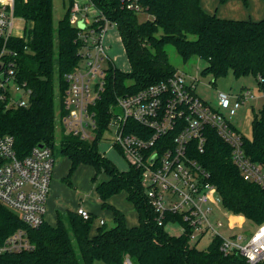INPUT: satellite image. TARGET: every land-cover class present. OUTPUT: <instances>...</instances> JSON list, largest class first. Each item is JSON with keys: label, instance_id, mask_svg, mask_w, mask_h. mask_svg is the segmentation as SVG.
I'll use <instances>...</instances> for the list:
<instances>
[{"label": "trees", "instance_id": "obj_1", "mask_svg": "<svg viewBox=\"0 0 264 264\" xmlns=\"http://www.w3.org/2000/svg\"><path fill=\"white\" fill-rule=\"evenodd\" d=\"M88 2L96 11L90 26L99 29L105 21L115 25L130 67L122 70L108 61L100 97L91 106L97 122L94 138L59 132V143H54L55 100L58 107L68 85L65 74L79 63L83 45L79 36L83 29L70 21L74 0H69L56 25L53 0H14V15L25 24L24 37H11L6 46L16 51L17 80L25 81L32 92L28 106L6 109L0 103V134L12 135L19 156L41 143L68 157L67 178L80 163L92 167L94 182L104 173L106 178L95 182L94 188L102 207L112 211L114 224L106 226L104 221L91 232L92 212L84 219L76 210L67 209L56 212L54 224L44 220L32 227L0 202V243L22 228L33 244L29 249L0 254V264H93L96 260L124 264L126 259L137 264H247L239 254H224L218 238L198 248L185 234L168 233L157 223L139 169L133 165L118 169L98 145L118 96L164 81L177 70L169 61L168 44L184 61L194 55L205 60L203 75L215 79L229 71L235 77L252 74L264 92V16L256 20L220 17L207 12L201 0H136L138 9L128 7V0ZM140 12L149 16L140 20ZM2 46L0 37V51ZM251 124V136L243 135L242 146L264 168V100ZM205 134L204 150L196 158L209 172L222 206L254 225L264 223V186L242 177L230 160L229 145L214 128L207 125ZM118 193L134 206L137 224L127 225L123 212L109 203Z\"/></svg>", "mask_w": 264, "mask_h": 264}, {"label": "built area", "instance_id": "obj_2", "mask_svg": "<svg viewBox=\"0 0 264 264\" xmlns=\"http://www.w3.org/2000/svg\"><path fill=\"white\" fill-rule=\"evenodd\" d=\"M128 1V7L139 8L136 0ZM13 6L14 0H0V103L6 109L28 106L32 92L25 81L17 80L16 51L6 46L9 38L24 37V21L14 15ZM89 7L87 0L81 4L74 1L71 8L70 21L84 24L79 32L83 45L79 63L65 74L68 85L54 116L55 131L85 139L95 136L97 122L91 106L100 97L104 70L111 60L103 43L108 21L99 29L90 26L96 11L89 15ZM16 19L20 20L17 29ZM195 85L194 77L176 70L164 81L118 96L109 109L104 132L111 131V147L128 165L139 169L141 185L159 225L173 222L178 227L177 235L185 234L196 246L206 236L210 242L218 238L224 254L236 253L247 264H256L264 261V223L255 225L247 237H227L220 231L222 222L214 217L211 201L213 193L218 192L208 179L209 172L196 158L197 152L204 150L206 126L214 128L229 145L230 160L244 179L264 186L263 165L246 155L243 135L222 111L197 95ZM252 97L248 89L233 97L220 93L218 106L233 115L244 100ZM54 162L50 146L37 144L28 154L19 156L12 135L0 134V202L29 226L45 220ZM76 211L84 219L90 215L83 206ZM27 237L24 229L15 230L0 243V254L31 248Z\"/></svg>", "mask_w": 264, "mask_h": 264}, {"label": "rangeland", "instance_id": "obj_3", "mask_svg": "<svg viewBox=\"0 0 264 264\" xmlns=\"http://www.w3.org/2000/svg\"><path fill=\"white\" fill-rule=\"evenodd\" d=\"M81 4L87 0H74ZM69 0H53V23L57 24L58 20L64 15ZM201 4L206 6V9L211 13L225 18L235 19H258L264 16V0H201ZM95 10L89 7L87 10L89 15ZM149 15L140 12L138 18L143 20ZM16 27L20 24V20H15ZM80 26L79 24H77ZM81 27V26H80ZM105 51L113 61V63L122 70H129V63L126 58L122 42L115 25H108L107 31L103 37ZM169 61L177 68V70L185 72L187 75L195 79V92L204 100L210 107L219 109L228 118L230 123L236 127L240 133L246 137L251 136L252 118L256 114L264 100V92L258 88L257 81L252 74L235 77L231 71L226 75L213 78L212 75H203L202 68L206 65L205 60L197 56H191L184 61L177 53L173 45H166ZM214 81V82H212ZM248 89L253 94L252 98L244 100L243 104L237 111L230 115L227 109L218 106V99L220 93H225L230 97L235 96ZM56 99V86H55ZM55 112L57 111V101L55 100ZM117 110V108L115 109ZM111 131L104 132L100 142L99 151L107 156L120 170L127 169L128 163L126 159L113 147H111L110 139ZM55 144L59 143V131H56ZM55 162L52 169L51 181L49 184L48 197L46 202L45 220L52 224L56 221V212L65 211L67 209L76 210L77 206L81 204L88 211L95 216L91 226V232L96 230L98 218L102 217L106 221V226H112L114 219L112 211L109 208H104L99 201L95 191V182L106 178L104 173L97 175L96 181L91 180L94 170L91 166L80 163L71 175L67 178L70 161L68 157L57 152L54 153ZM109 203L121 210L125 217L127 225L137 224V215L132 203L126 200L123 193L114 194L109 198ZM214 217L223 226L220 231L224 236L232 234H243L248 236L255 228L254 223L241 217L238 214H233L224 209L221 203L219 194L213 193L211 201ZM165 229L170 234H178V227L174 223H168ZM210 243L209 236L204 237L198 244V248H206ZM192 245V244H191ZM93 264H104L102 261L96 260ZM124 264H137L128 259Z\"/></svg>", "mask_w": 264, "mask_h": 264}, {"label": "crops", "instance_id": "obj_4", "mask_svg": "<svg viewBox=\"0 0 264 264\" xmlns=\"http://www.w3.org/2000/svg\"><path fill=\"white\" fill-rule=\"evenodd\" d=\"M202 6H203V8H204L207 12L211 13L209 10L206 9V6H204V4H202ZM217 15H218V14H217ZM220 17H222V16H220ZM258 19H259V18H258ZM255 20H256V19H255ZM78 206H82V205L79 204ZM78 206H77V207H78ZM240 216H241V215H240ZM241 217H243V216H241ZM243 218H244V217H243ZM100 219L104 220L102 217H99V218L97 219V220H98V223H99V220H100ZM104 221H105V220H104ZM105 222H106V221H105ZM52 224H54V222H53Z\"/></svg>", "mask_w": 264, "mask_h": 264}, {"label": "water", "instance_id": "obj_5", "mask_svg": "<svg viewBox=\"0 0 264 264\" xmlns=\"http://www.w3.org/2000/svg\"><path fill=\"white\" fill-rule=\"evenodd\" d=\"M78 24L81 26V27L79 26L80 28H82L84 26V24L82 23V21H79ZM39 145H41V143Z\"/></svg>", "mask_w": 264, "mask_h": 264}]
</instances>
